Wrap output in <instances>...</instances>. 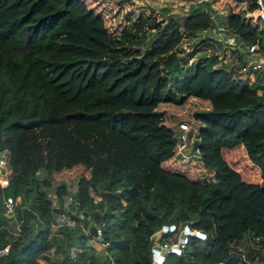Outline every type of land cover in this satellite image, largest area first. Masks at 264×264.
Segmentation results:
<instances>
[{
    "label": "trees",
    "instance_id": "trees-1",
    "mask_svg": "<svg viewBox=\"0 0 264 264\" xmlns=\"http://www.w3.org/2000/svg\"><path fill=\"white\" fill-rule=\"evenodd\" d=\"M107 1L147 13L116 32L94 0H0V148L9 170L0 264H156L154 244L176 242L185 228L184 247L161 264H243L235 246L264 241V78L248 83L217 67L215 38L199 36L227 10L217 19L238 40L232 49L264 54V21L247 16L256 0H173L186 11L182 28L172 19L162 27L133 0ZM134 29L155 35L144 55L124 60ZM185 40L191 50L181 49ZM175 118L202 124L197 152L175 151ZM7 197L19 199L18 235ZM59 212L84 217L53 234Z\"/></svg>",
    "mask_w": 264,
    "mask_h": 264
},
{
    "label": "rangeland",
    "instance_id": "rangeland-1",
    "mask_svg": "<svg viewBox=\"0 0 264 264\" xmlns=\"http://www.w3.org/2000/svg\"><path fill=\"white\" fill-rule=\"evenodd\" d=\"M94 1L97 7L103 8L107 11V15L111 23V27L114 28L116 32H120L130 20L131 21L136 20L138 14L140 15L141 13H147L145 11H140V10H130L124 6L120 8L110 7L108 5L107 0H94ZM133 1L137 6H145L153 9L154 15L157 16L160 23H162L161 24L162 27L166 26L169 23V20L172 19L177 23V25L180 28H182V25L185 20L183 15L186 13V11L180 8L177 4H175L173 0H133ZM216 11L217 13L220 14L227 13V10H223V12H221L220 10L217 9ZM255 16L256 13L252 14L251 17L257 19ZM217 18L214 20L215 22L211 26V29L202 32L199 36L202 39L215 38L213 47L216 46V48L210 52L211 53L215 52L219 55L220 63L217 64V67H222V65H226V67L232 71L234 77L241 76V78L247 81L248 83L251 82L250 80L251 76H253L252 79H254L255 77L264 78V60L262 59L264 58V54H258V52H246L247 50L245 51L233 50L232 47L235 46L231 44L232 36L229 33H227L224 23H219V20ZM154 33L155 31L151 29L131 30V36L133 38L130 39L129 41L132 40V42L130 43L123 42L122 44V46L128 49L130 54L126 59L125 58L122 59L127 60L131 58V56L135 54L134 53L135 51H137L136 53H139V55H144L149 50L148 41L150 40L149 38H151V35H153ZM218 37L220 41L217 40ZM189 43L190 40H185L181 45V49H183L184 51L186 50V48L187 50H191V46H189ZM135 55L137 56V54ZM238 55L243 57L246 60L245 65L249 66L247 70L244 72H242L241 70V67L244 64L242 62H239V60L237 59ZM260 60H263V63L260 64L261 65L260 67H256L255 65L259 64ZM252 66L256 67V69H254ZM181 122H187L189 124L188 131H182L179 129V124ZM201 126L202 124L197 120L187 121L180 118L179 119L175 118L172 124V130L176 137H178L180 134H185L187 138L186 144L187 146H189L190 144H192L194 138L197 137V133ZM177 150L178 148L176 147L175 151ZM191 153H193L191 152V147H189L187 150H184V154L189 155ZM2 183L3 182L0 181V186H2ZM75 183H76L75 179L73 180L66 179V184L69 186V188L72 191L75 190ZM54 187L55 186L53 185V187L50 189V193H49L50 197L54 196V190H55ZM66 204L69 206H71L72 204L68 198L66 199ZM60 228L61 227H53L51 231L53 234H56L60 232ZM184 233L185 230L182 229V231L178 233V239ZM176 238L177 237L175 235H172L165 242L174 246V244L177 242V241L175 242ZM244 243L246 245L244 250L246 255L249 257V259L254 261H259V263L264 264V241L255 240L252 237L248 236L244 241ZM90 244L93 245L97 251H100V249L102 248V246L96 243L95 240L90 241ZM239 246H241V244ZM39 262L45 264L43 259H40Z\"/></svg>",
    "mask_w": 264,
    "mask_h": 264
},
{
    "label": "built area",
    "instance_id": "built-area-1",
    "mask_svg": "<svg viewBox=\"0 0 264 264\" xmlns=\"http://www.w3.org/2000/svg\"><path fill=\"white\" fill-rule=\"evenodd\" d=\"M203 0H197V2H200ZM256 4H257V9L252 12V13H248L247 16H252V14L256 13V18H261L264 21V0H256ZM218 39V38H217ZM231 44H233V46L238 47L237 46V41L234 40V38H231ZM247 50L246 52H257L254 51L253 49H245ZM258 54H260L258 52ZM264 60V58H262ZM263 60H260V63L255 65L256 67H260L263 63ZM249 66L244 65L241 67L242 72L246 71L247 68ZM253 67V66H252ZM256 67H253L254 69H256ZM179 129L182 131H188L189 130V124L187 122H181L179 124ZM177 138V145L176 147L178 148V150L176 152L179 153H184V150H187L189 147L192 146V144H190L189 146H187V138L185 136V134H180ZM195 139H199L198 137L194 138ZM193 140V141H194ZM192 141V143H193ZM198 151V148H196V151ZM7 161H8V151L5 148H0V181H4L6 180L8 183V179H7V174L9 172V170L7 169ZM52 205L53 208L56 210H59L60 208V204L56 198V196H52ZM19 202V199L14 200L11 197H7L4 199V205H5V215L9 218L13 220L12 224V232L14 235H18L20 233V225L19 223L16 221V206L17 203ZM84 217V215L82 213H78L75 217H72L71 215L65 213V212H59L56 215V218L54 220V223L52 224V228L53 227H74L77 225L78 220H82ZM100 234V227L97 228V235ZM186 231L185 233L182 235L183 236V241H179V239L177 240V242L173 245H170L167 242L164 243H158V245L166 250V253L162 256V262L165 259V257L168 255V253H170L172 251L173 248H178L180 250H182V248L184 247L185 243H186ZM157 244V243H155ZM237 249V254L241 257L243 264H253V261L249 259V257L246 255L245 251L243 250V248L239 245L235 246ZM8 252V247L5 246L2 249H0V256H3L5 254H7ZM153 263H156L153 260Z\"/></svg>",
    "mask_w": 264,
    "mask_h": 264
},
{
    "label": "water",
    "instance_id": "water-1",
    "mask_svg": "<svg viewBox=\"0 0 264 264\" xmlns=\"http://www.w3.org/2000/svg\"><path fill=\"white\" fill-rule=\"evenodd\" d=\"M218 16H221V17L223 18V15L220 14V13L215 14V15H214V18H217ZM237 42H238V40H237ZM199 144H200V140H199V139H195V140L193 141V143H192V146H191V152L194 153V152L196 151V148L199 147ZM41 174H42V172H41ZM73 197H74V195H73ZM98 227H99V226H94V227H92V229H91V232H92L95 236L97 235V228H98ZM165 231H166V227H163V229L160 230V231H158V232H156V233L151 237V239H152L153 241L158 240V239L160 238L161 234H162L163 232H165ZM185 231H186L187 234H190V233H191L190 231H188L187 228H185ZM195 234L198 235V234H200V233H199V232H195ZM200 235H201L202 237L204 236L203 234H200ZM97 239L100 240V237L97 236ZM179 241H183V236H180V237H179ZM172 251H173V252H179L180 249H178V248H173ZM152 252H153V254H152V258H153V260L156 262V264H161V263H162V256L166 253V250L162 249L158 244H154V246L152 247Z\"/></svg>",
    "mask_w": 264,
    "mask_h": 264
},
{
    "label": "crops",
    "instance_id": "crops-1",
    "mask_svg": "<svg viewBox=\"0 0 264 264\" xmlns=\"http://www.w3.org/2000/svg\"><path fill=\"white\" fill-rule=\"evenodd\" d=\"M218 41H220V39H219V37H218V39H217ZM241 50V49H240ZM238 77H240L241 78V76H238ZM253 78V76H251V78H250V80H251V82H253L254 81V79H252ZM242 79V78H241ZM1 182H3L2 183V186L1 187H5L6 185H7V181L6 180H4V181H1ZM45 262V261H44ZM42 264V263H41ZM45 264H46V262H45Z\"/></svg>",
    "mask_w": 264,
    "mask_h": 264
}]
</instances>
